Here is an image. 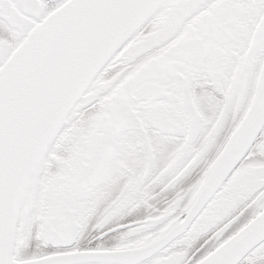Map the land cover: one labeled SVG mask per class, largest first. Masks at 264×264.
<instances>
[{"label": "snow or ice", "instance_id": "obj_1", "mask_svg": "<svg viewBox=\"0 0 264 264\" xmlns=\"http://www.w3.org/2000/svg\"><path fill=\"white\" fill-rule=\"evenodd\" d=\"M0 264H264V0H0Z\"/></svg>", "mask_w": 264, "mask_h": 264}]
</instances>
